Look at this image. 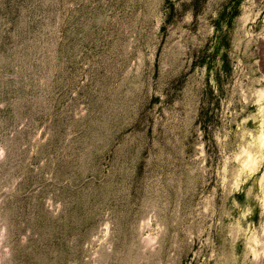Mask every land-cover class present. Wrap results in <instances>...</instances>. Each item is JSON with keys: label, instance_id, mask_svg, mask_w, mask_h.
<instances>
[{"label": "rangeland", "instance_id": "1", "mask_svg": "<svg viewBox=\"0 0 264 264\" xmlns=\"http://www.w3.org/2000/svg\"><path fill=\"white\" fill-rule=\"evenodd\" d=\"M263 142L264 0H0V264H264Z\"/></svg>", "mask_w": 264, "mask_h": 264}, {"label": "bare ground", "instance_id": "2", "mask_svg": "<svg viewBox=\"0 0 264 264\" xmlns=\"http://www.w3.org/2000/svg\"><path fill=\"white\" fill-rule=\"evenodd\" d=\"M262 136H263V134H262ZM262 136H260V138H262ZM264 143V142H263Z\"/></svg>", "mask_w": 264, "mask_h": 264}]
</instances>
